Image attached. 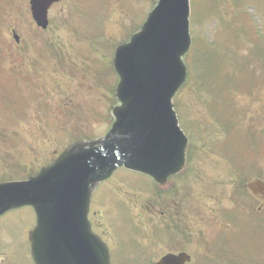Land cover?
<instances>
[{
    "label": "rangeland",
    "instance_id": "obj_1",
    "mask_svg": "<svg viewBox=\"0 0 264 264\" xmlns=\"http://www.w3.org/2000/svg\"><path fill=\"white\" fill-rule=\"evenodd\" d=\"M155 1L62 0L51 7L48 28L42 31L32 22L27 0H0V90L5 82L8 104V88L15 82L21 103L13 106L12 100L11 108L0 110V178L6 176L0 180L34 173L52 161L68 140L83 135L98 137L108 130L112 120L108 108L118 103L109 64L112 45L126 40L138 28ZM190 17L192 50L186 56L189 78L174 102L180 114L189 111L179 117L194 158L179 178L188 182L187 187L193 186L185 190L187 195L193 197L200 192L197 209L206 220L203 227L197 222L195 230L198 237L206 239L212 234L209 229L220 226L221 214L238 197L229 186L257 176L264 178V0H191ZM12 30L19 35V44H15ZM11 71L18 72L17 78L8 77ZM227 79L232 82L218 83ZM229 84L231 97L225 101L235 104L232 112L219 97L230 90ZM18 111L21 113L16 116ZM203 117L215 128L206 143L196 137L198 121ZM203 130L207 132L205 127ZM229 138L231 146H225ZM233 159L240 162L234 163ZM119 173L125 174L120 171L116 176ZM128 175L129 179L118 176L123 180L113 177L112 186L107 184L108 197L119 200L122 191L133 194L134 200L124 203L130 204L129 209L120 212L124 219H153L141 212V203L156 207L163 201L153 195L152 187L148 188L147 178ZM181 179L177 180V191ZM176 195L173 192L166 196L177 202ZM249 197L252 208H256L259 202L248 191L243 192V206H249ZM184 203L192 204L187 200ZM204 205L212 206L210 212L217 215L210 226ZM239 209L236 204V211L223 215L234 226L238 223L242 227L244 223L247 229L210 237L207 245L212 249V258L202 256L197 247H188L194 255L193 264H264V229L258 224L264 223V215H244ZM28 213L20 212L24 222H29ZM121 218L118 211L108 207L97 212L109 240L110 230L120 231L113 237L117 239V235L122 244L131 243L137 251L124 255L132 248L121 246L114 253L117 259L113 264H152L167 251L158 241L156 222L146 223V228L125 222L124 228ZM10 222L8 218L0 221V240L5 230H13L6 226ZM24 222L21 235L32 226V221L26 227ZM19 223V218H13L12 224ZM226 224L224 221L223 229L230 227ZM129 231L138 232L136 242L144 251L134 245ZM150 231L154 238H150ZM184 243L188 246L191 242ZM23 247L20 241L14 246L5 240L0 244V259H9ZM229 249L239 257H232ZM7 263L30 264L28 255L22 252Z\"/></svg>",
    "mask_w": 264,
    "mask_h": 264
},
{
    "label": "water",
    "instance_id": "obj_2",
    "mask_svg": "<svg viewBox=\"0 0 264 264\" xmlns=\"http://www.w3.org/2000/svg\"><path fill=\"white\" fill-rule=\"evenodd\" d=\"M54 1L30 0L32 16L42 28ZM188 16L189 0H157L141 28L116 47L119 104L103 140L73 145L27 181L0 184V213L21 204L36 207L38 223L30 237L36 264H109L86 219L92 186L117 165L156 179L183 167L186 139L171 97L186 76L181 56L190 44ZM248 187L264 199V181L253 180ZM183 260V254L167 255L156 264Z\"/></svg>",
    "mask_w": 264,
    "mask_h": 264
},
{
    "label": "flooded vegetation",
    "instance_id": "obj_3",
    "mask_svg": "<svg viewBox=\"0 0 264 264\" xmlns=\"http://www.w3.org/2000/svg\"><path fill=\"white\" fill-rule=\"evenodd\" d=\"M257 207H260V206H257ZM259 209H261V208H259ZM179 210H181V209L178 208L177 206L173 205V203L172 204H166L165 209L160 210V214L163 217L162 218L163 225L166 226V225L173 223L176 220V217L179 216ZM192 214H193L192 211H189V216H192Z\"/></svg>",
    "mask_w": 264,
    "mask_h": 264
}]
</instances>
